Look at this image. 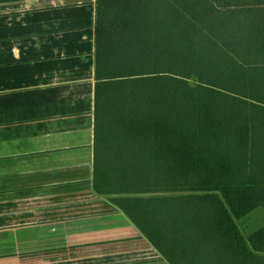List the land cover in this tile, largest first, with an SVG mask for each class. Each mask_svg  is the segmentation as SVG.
<instances>
[{
  "label": "trees",
  "instance_id": "1",
  "mask_svg": "<svg viewBox=\"0 0 264 264\" xmlns=\"http://www.w3.org/2000/svg\"><path fill=\"white\" fill-rule=\"evenodd\" d=\"M94 191L169 264H264V0H96Z\"/></svg>",
  "mask_w": 264,
  "mask_h": 264
},
{
  "label": "crops",
  "instance_id": "2",
  "mask_svg": "<svg viewBox=\"0 0 264 264\" xmlns=\"http://www.w3.org/2000/svg\"><path fill=\"white\" fill-rule=\"evenodd\" d=\"M96 0H0V264H169L94 191Z\"/></svg>",
  "mask_w": 264,
  "mask_h": 264
},
{
  "label": "rangeland",
  "instance_id": "3",
  "mask_svg": "<svg viewBox=\"0 0 264 264\" xmlns=\"http://www.w3.org/2000/svg\"><path fill=\"white\" fill-rule=\"evenodd\" d=\"M239 230L245 238L264 226V211L257 210L242 220L236 222Z\"/></svg>",
  "mask_w": 264,
  "mask_h": 264
}]
</instances>
